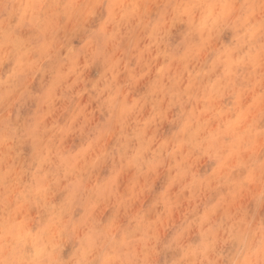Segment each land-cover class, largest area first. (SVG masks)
Masks as SVG:
<instances>
[{"label": "clouds", "instance_id": "9594fccd", "mask_svg": "<svg viewBox=\"0 0 264 264\" xmlns=\"http://www.w3.org/2000/svg\"><path fill=\"white\" fill-rule=\"evenodd\" d=\"M0 264H264V0H0Z\"/></svg>", "mask_w": 264, "mask_h": 264}]
</instances>
